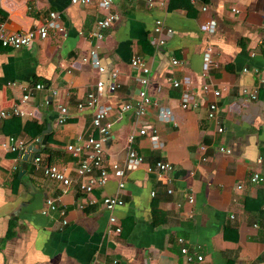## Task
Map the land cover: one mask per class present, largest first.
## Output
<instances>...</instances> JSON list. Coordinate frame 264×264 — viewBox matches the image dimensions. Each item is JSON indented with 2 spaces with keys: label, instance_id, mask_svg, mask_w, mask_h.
<instances>
[{
  "label": "crops",
  "instance_id": "0c3cea01",
  "mask_svg": "<svg viewBox=\"0 0 264 264\" xmlns=\"http://www.w3.org/2000/svg\"><path fill=\"white\" fill-rule=\"evenodd\" d=\"M70 1L0 0V23L7 32L34 30L49 12H57L64 27V32L50 30L29 48L0 47V108L19 106L27 88L43 86L20 105L34 117L11 116L0 124V264H264V183L249 181L254 173L264 178V161L257 163L264 154V0H169L166 8L158 0L153 7L147 0H113L111 11L118 19L102 32L98 49L106 69L100 78L107 85L108 72L115 70L121 84L115 93L105 90L101 96L112 106L105 161L122 164L133 135L131 147L144 164L126 175L122 190L109 176L89 195L80 189L77 162L66 147L78 137L97 136L92 110L78 112L75 105L99 78L82 58L93 44L87 35L105 11L96 3ZM156 19L172 33L154 36ZM210 20L213 33L204 30ZM151 37L165 44L157 47ZM207 49L212 65L201 77ZM135 56L150 69L147 95L171 110L173 123L160 122L151 106L143 118L121 112L124 104L136 103L139 73L130 65ZM173 59L181 63L174 66ZM168 78L188 82L194 108L180 107L182 89L172 88ZM203 84L226 89L216 99L215 119L208 118L214 98L201 92ZM243 88L256 91V99L242 94ZM59 106L69 110L62 125L56 123ZM27 121L43 127L39 136L24 134ZM144 126L157 130L161 148L138 135ZM9 137L28 144L42 165L65 169L72 180L69 188L63 192L32 160L20 175L23 156L2 147ZM157 162L171 164L172 172L161 178L146 172ZM114 195L123 201L114 212L121 233L109 236L102 199ZM47 198L55 200L56 210L43 214Z\"/></svg>",
  "mask_w": 264,
  "mask_h": 264
},
{
  "label": "built area",
  "instance_id": "2783aa9c",
  "mask_svg": "<svg viewBox=\"0 0 264 264\" xmlns=\"http://www.w3.org/2000/svg\"><path fill=\"white\" fill-rule=\"evenodd\" d=\"M138 1V0H128ZM169 0H158V5L161 8H166ZM70 3L72 5L78 6H87L93 3H96L100 9L105 11L103 18L98 20L95 24V28L88 33L87 38L93 41V44L88 52V55L82 58L84 63H88L92 69L96 71L99 78L96 80L94 89L89 91L85 98L78 102L75 105L76 111L82 112L85 110H92V127L95 130L97 136L93 135L89 136L87 139H82L78 137L77 143L74 145H68L66 147L67 152H69L73 158L76 159V169L75 175L76 178L80 180V189L86 194H91V192L95 189V187H103L109 181V176H112L114 180L117 182V189L122 190L125 186V177L129 172L135 171L139 169L144 164V159L141 155H139L132 147L131 144L134 141L133 135L128 137V146L126 149V158L123 163L111 162L109 165L105 161V153H104V143L107 140L111 128L112 123L108 121V116L112 110V106L107 102H102L101 96L104 91L107 90L109 93L113 94L118 89H120L121 84L118 80V73L115 70H111L108 72L109 82L107 85L100 78L106 74V69L102 65L98 49L99 43L103 40L102 32L109 28L112 24H114L118 16L111 11L113 0H71ZM155 0H147V5L149 7H153L155 5ZM203 11L206 8L202 9ZM235 11V10H233ZM263 26H264V17H263ZM215 29V24L212 20L207 22L204 26V30L213 33ZM50 30L64 32V27L60 23L59 14L57 12H49L47 16L43 18V21L40 26L36 29L26 32H17L10 33L7 32L4 24L0 23V47L9 48L12 50H19L22 48L31 47L34 42L37 40H44L48 36V32ZM152 33L154 36H160L162 33H166L167 35L172 33V30L164 25V22L161 19H156ZM156 43L157 47L163 46L165 44V40L151 37ZM181 62L173 59L171 64L176 66ZM130 65L135 68L138 73V84L139 89L137 91V99L134 105L132 104H124L121 107V112H130L135 115L136 118H143L146 114L147 108L155 107L157 109V119L160 122L173 123V115L169 108L159 106L157 102L152 101L147 95V86L150 82V69L146 66L144 61L135 56L131 59ZM212 65L211 60V50L207 49L203 54V64L201 77H205L209 68ZM246 71V70H244ZM167 82L171 85L172 88H181V97H180V107L184 110L194 108L195 107V95L190 91L188 82H179L173 78H168ZM43 88L42 85L36 84L31 88H27L20 99V105L28 103L31 95L34 91H40ZM226 91V89H214L209 84H203L201 86V92L205 95L211 94L212 101L209 102L208 105V118L215 119L217 105L216 99L220 98L221 95ZM242 94L247 96L250 100L256 99V91H250L246 88L242 89ZM20 105L13 106L10 109L0 108V124L6 120L7 118L14 117H34V114L31 112H23L20 109ZM69 117V110L65 106L58 107V113L56 117V123L58 125H62L66 123ZM217 132H223V128L217 126ZM139 136H148L152 147L155 149H159L163 146V144L157 138V130L154 127L144 126L138 130ZM2 147L8 152L19 153L20 157L25 154H33L32 148L28 146V144L23 141L17 140L16 138L9 137L7 142L2 144ZM200 150L204 152L206 149L204 146L200 147ZM221 152H224V148H219ZM206 159L203 157L201 161H205ZM264 161V154L261 155L257 159V163H262ZM33 165L36 170L42 172L43 176L58 182L62 186V191L65 192L72 180L67 175V171L53 164H44L42 165V159L39 155L32 159ZM146 172L153 173L157 177L161 178L167 176L172 172V165L167 162H157L154 166H147ZM251 184H263L264 178L258 174L254 173L251 175L249 179ZM242 186H237V189H241ZM264 190V188H263ZM171 193V190L167 191ZM154 195V193H151ZM192 202V199L189 198V203ZM102 206L104 210L109 214L108 216V227L106 228L107 235H119L121 233V226L117 220L116 215L114 214L117 208L123 206V201L117 196H106L102 199ZM45 210L43 214H46L49 211H55L56 205L55 200L51 198H47L45 200ZM65 223V222H64ZM256 227V225L254 226ZM179 243H182V240H178ZM181 254L185 256L188 262H191L193 258L189 256L186 248L181 249ZM198 261L202 260L201 256H197ZM117 262L114 261L113 264Z\"/></svg>",
  "mask_w": 264,
  "mask_h": 264
},
{
  "label": "trees",
  "instance_id": "16d2710c",
  "mask_svg": "<svg viewBox=\"0 0 264 264\" xmlns=\"http://www.w3.org/2000/svg\"><path fill=\"white\" fill-rule=\"evenodd\" d=\"M12 119L13 120H18L17 117H13ZM22 131L28 137L35 138V137H37V136H39L41 134V132L43 131V127L41 125L36 124L35 122L27 121V122L24 123Z\"/></svg>",
  "mask_w": 264,
  "mask_h": 264
},
{
  "label": "water",
  "instance_id": "95a60500",
  "mask_svg": "<svg viewBox=\"0 0 264 264\" xmlns=\"http://www.w3.org/2000/svg\"><path fill=\"white\" fill-rule=\"evenodd\" d=\"M36 156H37V153L34 154V151H33V154H30V153L25 154L23 156V162L25 163L26 161L32 160ZM25 167H26V163L21 166L22 172L20 173V175L24 173Z\"/></svg>",
  "mask_w": 264,
  "mask_h": 264
}]
</instances>
